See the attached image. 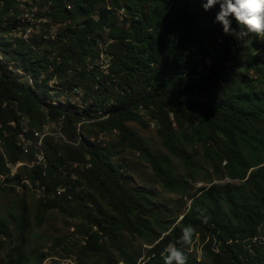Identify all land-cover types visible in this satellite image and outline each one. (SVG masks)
Wrapping results in <instances>:
<instances>
[{"label": "trees", "instance_id": "16d2710c", "mask_svg": "<svg viewBox=\"0 0 264 264\" xmlns=\"http://www.w3.org/2000/svg\"><path fill=\"white\" fill-rule=\"evenodd\" d=\"M21 1L0 0V192L28 181L42 195L40 222L51 211L75 212L83 254L95 264H117L109 246L124 264L144 257L121 236L150 246L142 264H164L170 244L186 264H264V37L225 34L215 20L219 4L205 11L207 0H39L30 20ZM38 21L64 28L50 41L10 38ZM232 28L243 26L233 18ZM98 45L109 57L105 70L94 67ZM51 82L66 98L81 93L83 109L53 101ZM147 118L169 155L129 127L146 129ZM115 132L112 143L102 140ZM119 149L145 160L164 191L190 198L182 220L168 216L156 191L132 186L128 165L114 160ZM207 166L240 184L210 182L192 195L189 180ZM187 225L195 234L184 245ZM28 229L22 205L0 264L36 261L26 253ZM7 230L0 222V252Z\"/></svg>", "mask_w": 264, "mask_h": 264}, {"label": "rangeland", "instance_id": "374dc122", "mask_svg": "<svg viewBox=\"0 0 264 264\" xmlns=\"http://www.w3.org/2000/svg\"><path fill=\"white\" fill-rule=\"evenodd\" d=\"M110 0H106L109 3ZM40 7L39 0H22L20 2V11L24 13V19H33L38 14ZM123 11L121 12V17ZM36 27L32 31L27 29L22 30L20 33L10 35V38L16 36H23L26 39L34 35L49 34L46 36V41H50L59 36L64 26L57 25L55 23L47 24L41 21L35 22ZM0 43H3V34L0 33ZM100 51V59L96 61L94 67H100L105 70L109 64V57L104 52V47L98 45ZM3 55L0 53V56ZM56 84L51 82L49 87L52 88L53 101L63 102L64 104H77L81 109L82 94L71 95L69 98L62 96L60 90H56ZM141 115H145L144 110H140ZM149 124L148 128L141 127L138 123H130L129 127L140 137L145 143L151 148L154 153H161L164 156L169 155L168 151L162 146L161 140L157 133V126L149 118L145 120ZM54 131H60L58 127H52ZM48 131V130H47ZM117 136L115 132L113 135L102 137L105 142L112 143ZM196 150L202 153V146L197 144ZM119 155L114 159L117 163L127 164V175L132 179L133 187H144L154 190L158 193L156 197L157 203H163L165 205L166 212L171 218L183 217V213L190 206V198L177 193H170L164 191L161 186L157 183L153 176L152 169L149 164L140 159L137 153L131 152L130 150L119 149ZM43 159V158H42ZM173 165L176 167V172L183 177H186V170L181 165L180 161L172 158ZM23 166L22 163L12 168L11 175L19 174L20 168ZM5 176H0V183H3ZM187 178V177H186ZM191 183V194L194 195L199 189L208 187L210 182L213 183H233L240 184L238 181H232L227 178L225 171L221 174H214L213 169L207 166L205 170H202L196 175L195 180H189ZM28 185L27 188L16 186L15 191L5 188L0 192V222H3L7 226L9 237L2 236L6 240V248L3 252H0V263L2 262L3 256L7 253L11 242H14L16 238L15 233V218L21 213V206L25 205L26 213L28 216L29 229L27 233V246L26 253L33 255L35 253L37 259L31 264H95V257L91 255L85 256L83 254V248L85 245V239L81 234V226L84 224L80 217H77L75 212L66 210L65 212L51 211L46 213L42 219V222L38 221V202L42 198L40 192L36 189H32L28 181L24 182ZM179 219V220H180ZM264 234L262 233V236ZM264 237V236H263ZM264 239V238H262ZM121 241L130 246V251L136 256L138 252L142 251L143 256L147 254L150 249L144 240H132L129 236H121ZM110 258L117 264H124L121 262L120 256L117 251L109 246ZM201 256V251H198ZM144 257L138 259L137 264H142ZM102 262H104L102 260ZM106 264V263H104Z\"/></svg>", "mask_w": 264, "mask_h": 264}, {"label": "clouds", "instance_id": "9594fccd", "mask_svg": "<svg viewBox=\"0 0 264 264\" xmlns=\"http://www.w3.org/2000/svg\"><path fill=\"white\" fill-rule=\"evenodd\" d=\"M219 4L220 8L215 20L221 24L225 34H231L237 39L254 33L264 37V0H207L203 7L205 11ZM243 29L236 31L232 28V19ZM195 229L187 225L182 229L180 241L184 245L192 243ZM166 253V254H165ZM164 264H186L184 251L176 246L169 245L162 253Z\"/></svg>", "mask_w": 264, "mask_h": 264}, {"label": "built area", "instance_id": "2783aa9c", "mask_svg": "<svg viewBox=\"0 0 264 264\" xmlns=\"http://www.w3.org/2000/svg\"><path fill=\"white\" fill-rule=\"evenodd\" d=\"M39 160L42 161V157H40ZM62 192H63L62 190H59V191H58V195H61Z\"/></svg>", "mask_w": 264, "mask_h": 264}, {"label": "water", "instance_id": "95a60500", "mask_svg": "<svg viewBox=\"0 0 264 264\" xmlns=\"http://www.w3.org/2000/svg\"><path fill=\"white\" fill-rule=\"evenodd\" d=\"M184 217H182L180 220H182Z\"/></svg>", "mask_w": 264, "mask_h": 264}]
</instances>
